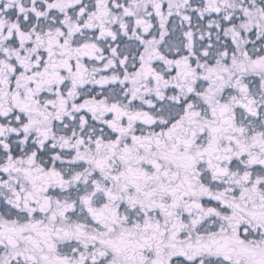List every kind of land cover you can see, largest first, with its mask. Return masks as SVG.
<instances>
[{"label":"snow or ice","instance_id":"obj_1","mask_svg":"<svg viewBox=\"0 0 264 264\" xmlns=\"http://www.w3.org/2000/svg\"><path fill=\"white\" fill-rule=\"evenodd\" d=\"M0 264H264V0H0Z\"/></svg>","mask_w":264,"mask_h":264}]
</instances>
